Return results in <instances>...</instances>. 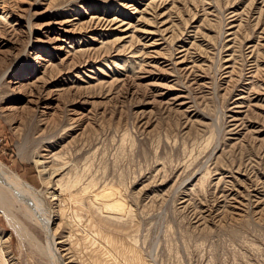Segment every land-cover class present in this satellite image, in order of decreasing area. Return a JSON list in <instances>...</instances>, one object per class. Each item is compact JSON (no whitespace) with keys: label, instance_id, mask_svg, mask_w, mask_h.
Listing matches in <instances>:
<instances>
[{"label":"rangeland","instance_id":"374dc122","mask_svg":"<svg viewBox=\"0 0 264 264\" xmlns=\"http://www.w3.org/2000/svg\"><path fill=\"white\" fill-rule=\"evenodd\" d=\"M1 14L8 174L47 190L54 211L62 188L90 236L113 226L89 197L124 202L114 231L138 264H264V0H0ZM55 218L65 263L91 264ZM11 225L0 212V264H49Z\"/></svg>","mask_w":264,"mask_h":264},{"label":"bare ground","instance_id":"6f19581e","mask_svg":"<svg viewBox=\"0 0 264 264\" xmlns=\"http://www.w3.org/2000/svg\"><path fill=\"white\" fill-rule=\"evenodd\" d=\"M2 2H3V0H2ZM3 22L6 23V17H5L4 14H1L0 15V26H1V28H0V34H1L2 30H3L2 25H6ZM62 22H64V21H62ZM62 22L60 23L61 25H63ZM7 23H8V21H7ZM13 25H15V24H13ZM6 26H8V25H6ZM10 27H13V26L10 25ZM7 30H6V33H7ZM15 30H18V29H15ZM12 31H13V29H12ZM10 32H8V33H10ZM1 35L3 36V34H1ZM9 36H10V34H9ZM53 39L54 40H57L58 38H53ZM80 51L81 52H85V51H82L80 49L77 52H79V54H80L81 53ZM81 54L83 55V53H81ZM35 59H40V57L37 55V56H35ZM141 63H142V61H141ZM51 65H48V66H51ZM145 65H144V67H145ZM153 65H156V64H153ZM148 66H150V65H148ZM42 74H43V72H42ZM42 74H41V76H42ZM44 76L45 75L43 74L42 77H44ZM36 79H38V76H37ZM38 81H35V82H38ZM13 83H17V82L14 81ZM17 85H20V84H17ZM27 85H29V84H27ZM30 86H32V85L30 84ZM42 86L43 85H41V87ZM57 87H58V84H57ZM47 91H48V89H47ZM56 91H58V90H56ZM30 92H32V91H30ZM42 92H43V90L41 92L36 93V97H34L35 100H33L34 101L33 103L43 104L44 105L43 108L45 109V112L43 111L44 109L41 110V111L44 112L43 114H46L47 113L46 109H48V107L50 105L49 106L46 105V104H48L46 102L47 101L46 100V96H43L44 93H42ZM59 92H61V91H59ZM158 92H159V90H158ZM50 94H51L50 92L46 93L47 96H50ZM34 105L37 106L36 104H34ZM53 105H55V104H53ZM8 107H10V106H8ZM13 109L15 110V107H10L9 108V110H11V112L13 111ZM74 114H77V113L74 112ZM47 115H48V113H47ZM42 118H45V117H42ZM79 118H80V116H79ZM76 119H77V117H76ZM70 120L71 119H69V121ZM47 121H48V119H47ZM76 123H78V122H76ZM237 123H239V122H237ZM72 124H73V121H72ZM81 134H82V132H81ZM83 138H85V137H83ZM44 139H46V138H44ZM42 141H40V143ZM43 146H41V147H43ZM38 149H39V147H38ZM38 149H36L32 153V156H38L39 158H41L42 161H38L39 159L35 160V159H33L34 157H31V158H32V160H35L34 161L35 164L41 165L42 163H46L44 161V157H46L45 154H48V153H45L44 156H43L40 153L42 150L38 151ZM48 152H50V151H48ZM49 156H50V161L47 162V163H49L50 165H46V166H48L47 169L49 168V171L52 170L50 173L51 174H54L55 173V170H54L55 162H57V163L58 162H61L60 161V155L58 154V151H57L54 154L49 155ZM61 165H62V163H61ZM45 168L46 167L44 166L43 169H45ZM64 170H66V168H63V169L60 168V171L61 172L64 171ZM69 170L70 169H68V171ZM40 172H42V174L43 173H46L44 170L43 171H40ZM67 172H64L63 175L60 176V179H56L55 180V183L59 184L60 181H61V179H62L61 177H64V175H67ZM54 175L56 176V174H54ZM50 177L51 178H49V179H47L46 177H43L42 178L43 179V182L45 184H50L51 181L53 182V177L52 176H50ZM48 187H49V185H48ZM46 192H47V190H45V191L38 190L30 182L24 180L20 176L8 174L3 169V166L0 163V212L3 214V216H5L6 220L7 219L9 220V222L12 224L11 227H13V229L16 230L15 232L18 233L21 236V238L22 237L25 238L23 240H27L28 239L27 242H30L31 245L35 248V250H37L39 252V254H41L43 257H45V259H47V261H48L49 264H66L65 261L62 259V256H61L63 254L60 253V249L59 248L61 246L58 247L57 244H59V243H58V240L56 241V238H55L56 237L55 234L57 233L58 230L55 233V231L52 228V223H53V219L55 218V215H56V217L58 216V219H59L58 226H60L61 224H63V222H66L68 224L67 226H69L70 232H69L68 235H66V237H64L65 238L64 239V243H66V245H68L67 246L68 250L75 251L74 242H75V240L77 238V242L79 243L81 249L83 250V253H85V255L89 257L91 264H138V261L134 257V255L136 253L135 250H134V248L124 238L118 237L116 235L115 231H114V229L117 226H119L120 224H123L122 221H124V220L127 221V219L129 218L130 212H129V209H128V205H126L124 202H120L119 207H113V208H111V207H108L107 205H105L104 203H101L100 201H97L96 198H95V196H90L89 197V200H88V203L90 205L94 206L95 210H97L99 212L106 213V215H108L110 217V219H111L112 222L108 221V218L107 217H105L106 220L108 221L109 225H112L113 226V228H112L113 229L112 230L113 231L112 234H109V232H105V231L101 232L98 228H96L95 229L94 236H90L89 235V232L87 230H84L83 229V227H84L83 219L77 213H75L74 211H72V209L70 208L71 205L69 204V199L67 198L68 197V193L65 192L64 190H62V188L60 189L59 194H57L58 197L56 196L57 197L56 202H57L58 209L56 211H54L53 209H51V204L49 205L47 203V201L45 200V198H44ZM56 192H58V191H56ZM19 214L21 215L22 219L19 218ZM59 216H60V218H59ZM23 218H25L28 221V223H30L31 225H33L35 227H38L39 230H41L42 233H44L45 238H46L45 239L46 242L44 244L42 242L38 241V239L36 238L35 234L31 231L32 229L30 230V227H29L30 225L27 226L26 224H24V223H26V221L23 222L24 221ZM61 239H62V237H61ZM118 255L121 256L120 259L122 261H119L118 260ZM128 259H130V261H131L130 263H129V260ZM81 263L82 262H80L79 264H81Z\"/></svg>","mask_w":264,"mask_h":264}]
</instances>
